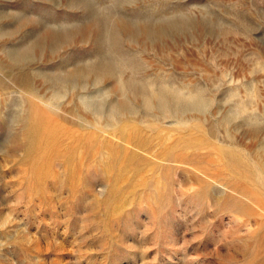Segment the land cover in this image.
Returning a JSON list of instances; mask_svg holds the SVG:
<instances>
[{
	"label": "rangeland",
	"instance_id": "374dc122",
	"mask_svg": "<svg viewBox=\"0 0 264 264\" xmlns=\"http://www.w3.org/2000/svg\"><path fill=\"white\" fill-rule=\"evenodd\" d=\"M0 264H264V0H0Z\"/></svg>",
	"mask_w": 264,
	"mask_h": 264
}]
</instances>
